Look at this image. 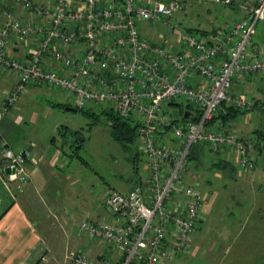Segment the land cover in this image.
Masks as SVG:
<instances>
[{"label":"built area","instance_id":"2783aa9c","mask_svg":"<svg viewBox=\"0 0 264 264\" xmlns=\"http://www.w3.org/2000/svg\"><path fill=\"white\" fill-rule=\"evenodd\" d=\"M203 1L16 0L37 19L19 17L14 7L5 11L0 65L17 79L5 96L7 104H16L27 88L43 85L65 92L77 107H112L138 121L146 183L126 191L106 187L101 198L114 219L84 218L79 224L80 232L111 243L118 256L113 261L72 249V264H163L189 249L210 202L198 181L187 179L193 143L207 140L214 154L234 152L241 170L256 167L250 151L254 136L213 118L223 103L242 109L253 105L248 92L236 93L233 87L240 76L264 72V49L253 43L264 19V0L210 35L187 30L176 20L179 12ZM144 22L170 26L177 43L153 38L143 30ZM12 36L34 40L28 58L7 54ZM179 97L192 112L174 118L165 106ZM196 110L199 116L193 118ZM169 131L172 137L161 135ZM31 154L30 148L5 151L2 169L15 167L6 176L17 181V189L28 177L24 162Z\"/></svg>","mask_w":264,"mask_h":264},{"label":"crops","instance_id":"0c3cea01","mask_svg":"<svg viewBox=\"0 0 264 264\" xmlns=\"http://www.w3.org/2000/svg\"><path fill=\"white\" fill-rule=\"evenodd\" d=\"M256 2L257 0H230L227 3L204 0L196 3L189 11L179 12L176 20L187 30L210 35L220 29H226L234 21L247 15ZM228 6L240 9L241 14L234 15L232 13L234 10H230ZM12 7L19 17L37 19L32 12L17 6L16 0H0V27L6 19L5 11ZM205 23L207 25H203ZM149 26L158 28L159 25ZM164 26L169 28L168 34L160 32L155 36L149 32L145 23L143 30L157 40L165 37L177 43V36L171 31L170 26ZM253 43L264 49V41L253 39ZM33 45V39L21 42L12 36L7 45V54L19 59L28 58L29 49ZM54 65L60 67V64ZM263 78L264 72L251 78L245 79V76H240L236 79L233 91L248 92L254 100L253 105L248 107L252 108L250 110L264 112V84L261 82ZM16 82V76L11 70L0 65V264H70L66 260L65 252L47 250L49 241L39 222L29 214L25 205L26 199L34 195L46 203L50 202V209L54 215L57 217L60 215L62 219L67 220L66 226L63 225L64 235L60 236L67 246L83 250L92 257L109 256L115 261L118 252L111 243L79 230V224L84 218L113 220L114 217L107 211L103 198L94 197L87 191L72 187L79 179L74 177V165L70 163L71 158L66 150L72 141L69 136V130L72 128L64 126L60 117H54L52 122L45 126L37 124L41 116L49 118L57 113L58 108L67 109V106L54 105L55 102L74 105L72 97L61 90L34 85L20 93L16 104L6 108L3 104V94L5 90L13 88ZM37 95L47 96L48 104L36 102L34 97ZM57 95L59 99H56ZM256 101L257 106L253 107ZM185 110L192 112L190 106L183 107L181 111ZM237 116L226 120L220 117L216 121H225L238 134L254 136L255 144L250 151L256 167L253 170L239 169L232 151L221 152L211 158L213 161L223 158L228 163H234L237 172L231 171V166H227L222 169L223 171L207 173L206 185L198 181L199 186L207 188L205 190L201 188L203 191L210 195L213 193L211 202L204 207V217L193 233L190 248L178 252L163 264H264V138L260 135L261 132L264 133V127L237 126L234 123ZM62 120L66 121L68 117L63 116ZM161 135L172 137L170 131ZM24 148H30L32 154L24 162L28 177L21 183V189H17V181H9L7 173L2 168L6 162V150L17 152ZM199 171L201 169H198ZM142 178L139 182L146 183L147 176L145 180ZM187 179L191 180L188 175ZM226 181L230 193L238 191L236 205L229 212L233 213L237 209L240 214L236 221L233 220V223L229 224L230 229L224 235L222 233L220 239H211L200 234L201 224L206 218L205 214L212 211V203L219 196L218 183ZM219 243L222 246H219Z\"/></svg>","mask_w":264,"mask_h":264},{"label":"rangeland","instance_id":"374dc122","mask_svg":"<svg viewBox=\"0 0 264 264\" xmlns=\"http://www.w3.org/2000/svg\"><path fill=\"white\" fill-rule=\"evenodd\" d=\"M228 8L234 10L232 13L236 16L241 14L240 9H234L231 6H228ZM187 22L189 23L188 20ZM144 23L148 26L147 29L149 32L155 36H158L160 32H166V34L169 32V28L162 24L153 25H159L158 28H153L149 26L151 23ZM203 25L207 24L205 23ZM254 39L257 41H264V19L259 22ZM261 82L264 84V78ZM10 89L5 90L2 98L6 108L11 106L5 102V96ZM58 97L57 95L56 99H59ZM47 98L48 97L45 95H37L34 97L39 104L46 103ZM52 99L55 100V98ZM174 102L175 103H167L165 107L168 114H171L174 118H180L183 116L181 110L186 106L187 101L185 98L179 97ZM92 108H94L96 112H99L102 108L106 107L93 106ZM57 110V113H54L55 115L52 114L49 118L41 116L37 124L45 126L52 122L54 117H60L59 119L63 121L64 126L67 125L72 128L69 130V136L72 141L71 144L66 147V150L71 158L70 163L74 165V177L75 179L77 177L79 178L75 185L72 186L73 189L77 187L79 190H83V192H89L94 197H101L106 187H115L121 191H126L136 182H139L141 177L145 180L147 169L144 164L143 154L141 153V157L137 160L139 170L136 171L133 154L137 147L132 146V148L128 149L120 141L115 139L111 133V128L105 115L102 116L99 122L92 124L91 122L93 119L91 116H88L80 109L68 110L65 108H58ZM63 116H67L68 120H62ZM234 123L237 126L264 127V112L261 110L247 111L235 117ZM78 145H81V147H78ZM137 150L142 152L139 143ZM206 153L207 158H213L215 155L209 149L206 150ZM195 164L194 161L190 162L191 170L188 172V177L191 179L190 181H200L203 185H206V181L208 180L207 173H209V171L201 169V171H199V176L193 178V172L198 171ZM227 187L228 181L218 183L219 196L212 203V211L205 214L206 218H204L205 220L201 224L202 229L200 228L202 230L200 234H203L205 237L216 240L220 239L222 233L224 235V233L230 229L228 228L230 226L229 224L233 223V220L236 221L240 214L237 209H235L233 213L229 212V210L233 209L236 205V192L238 191L236 190V192L232 194ZM200 188L203 190L207 189L202 186ZM212 195L213 193L210 195V202ZM25 205L29 214L39 222V225L43 229V233L46 235L45 237L49 241V249L47 250H52L53 252L61 251V253L65 252L66 260L68 263L70 262V264H72L69 253L73 248L67 246V244L63 242L62 237H60L64 235L63 225L66 226L65 222H67V220L62 219L60 215L58 217L54 215L50 209V202L46 203L45 200L38 196L34 195L31 198L28 197L25 201ZM47 234L49 236H47ZM219 246H222V244L219 243Z\"/></svg>","mask_w":264,"mask_h":264},{"label":"trees","instance_id":"16d2710c","mask_svg":"<svg viewBox=\"0 0 264 264\" xmlns=\"http://www.w3.org/2000/svg\"><path fill=\"white\" fill-rule=\"evenodd\" d=\"M174 103V102H173ZM54 105L66 107L67 105H73L72 103H64V102H55ZM191 105L187 104L186 107ZM257 106V101L254 103L255 107ZM78 109L84 111L88 116H91L92 124L97 123L101 120L102 116L105 115L107 118V122L110 125L111 133L115 139L120 141L126 148L130 149L132 146H136L138 148V138H139V130H138V121L133 117L123 116L116 112L112 107L102 108L101 111L96 112L92 107H78ZM252 108H238L232 104L223 103L218 112L214 115V120L217 118L232 119L234 116L245 113ZM186 113L189 115L190 111L183 112L185 116ZM192 116L193 118H198L199 113L197 110L194 112ZM262 137L264 138V133L261 132ZM260 138V136L258 137ZM264 140V139H263ZM81 147V145H78ZM135 148L133 154V160L135 163V170L138 171L137 160L141 157V153ZM261 150L260 147H258ZM210 149V144L207 140H200L191 146L189 153V171L191 170L190 162H195L196 167L198 169L208 170L209 174H212L215 170L223 171L222 169L231 166V171L237 172V166L234 163H228L223 158L217 159L213 161L210 157H206V150ZM208 174V175H209ZM115 188V187H114Z\"/></svg>","mask_w":264,"mask_h":264},{"label":"water","instance_id":"95a60500","mask_svg":"<svg viewBox=\"0 0 264 264\" xmlns=\"http://www.w3.org/2000/svg\"><path fill=\"white\" fill-rule=\"evenodd\" d=\"M66 108L69 109V110H77L78 109V107L77 106H74V105H67ZM186 116H188L187 113H186ZM15 170H16L15 167L14 166H10V165L5 166V168H4V171L7 174L14 173Z\"/></svg>","mask_w":264,"mask_h":264}]
</instances>
